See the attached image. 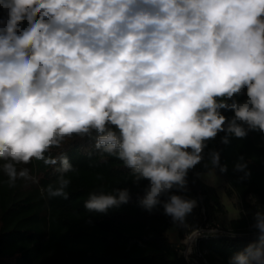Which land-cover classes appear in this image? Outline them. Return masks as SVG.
Wrapping results in <instances>:
<instances>
[{"label": "clouds", "instance_id": "clouds-1", "mask_svg": "<svg viewBox=\"0 0 264 264\" xmlns=\"http://www.w3.org/2000/svg\"><path fill=\"white\" fill-rule=\"evenodd\" d=\"M0 11V170L9 187L39 183L18 167L35 158L57 173L41 196L68 199L78 169L50 150L94 132L95 153L122 161L132 184L148 181L139 206L162 205L194 243L203 233L186 217L197 200L173 190L188 191L198 164L207 172L197 176L227 172L220 150L205 152L219 133L225 145L264 133V0H0ZM247 169L238 157L242 180ZM130 198L128 187L101 186L84 208L107 214ZM254 221L257 242L229 264H264V211Z\"/></svg>", "mask_w": 264, "mask_h": 264}, {"label": "trees", "instance_id": "trees-1", "mask_svg": "<svg viewBox=\"0 0 264 264\" xmlns=\"http://www.w3.org/2000/svg\"><path fill=\"white\" fill-rule=\"evenodd\" d=\"M0 15H3L0 11ZM241 100L244 97L240 98ZM232 116V112H224ZM219 133L209 141L208 149L220 150V163L227 172H215L227 185L226 195L235 200L238 217L224 229L229 234L202 239L198 244V264H229V258L258 240L252 227L255 213L264 211V133L249 131L243 138L230 137L229 144L220 142ZM92 137L75 138L62 148L50 150L52 156L65 151L78 173H69L71 184L68 199L47 198L40 194L56 180L54 166L33 158L27 165L39 183L22 184L16 180L13 187L8 177L0 173V264H187L175 244L167 238V231L176 227L179 239L190 230L173 225L163 214L162 205L152 213L139 206L147 180L139 186L128 179L130 170L115 157H101L93 150ZM92 153L89 155V153ZM248 162L251 175L241 179L243 172L234 171L238 157ZM201 164L189 170L187 192H175L197 200V207L186 217L187 224L200 227L213 222L212 217L222 214L224 208L215 189L205 185L196 173H206ZM100 174L103 180H97ZM104 186L128 187L131 198L107 214L87 212L84 200L90 191ZM256 198L252 204L249 197ZM166 197H161L163 201ZM234 234V235H233Z\"/></svg>", "mask_w": 264, "mask_h": 264}, {"label": "rangeland", "instance_id": "rangeland-1", "mask_svg": "<svg viewBox=\"0 0 264 264\" xmlns=\"http://www.w3.org/2000/svg\"><path fill=\"white\" fill-rule=\"evenodd\" d=\"M11 162V161H8ZM5 163V161H0V165ZM15 163V162H13ZM22 165H18V167H21ZM24 167V166H23ZM0 173L4 174L2 170H0ZM5 175V174H4ZM216 177V178H215ZM215 177L209 175L206 176H197V178L204 183L207 186H210L215 189L216 193L218 194L221 204L224 208V212L222 214H216L214 217H212V221L215 225L218 226L219 229L224 230L228 228V222L232 219H236L238 217V211L236 208L235 200L230 199L226 195L227 191V185L225 184L224 180L221 176H219L215 172ZM22 184H27L29 181H25L23 179H18ZM167 238L172 244H176L179 241L178 237V231L176 227H171L167 231Z\"/></svg>", "mask_w": 264, "mask_h": 264}, {"label": "built area", "instance_id": "built-area-1", "mask_svg": "<svg viewBox=\"0 0 264 264\" xmlns=\"http://www.w3.org/2000/svg\"><path fill=\"white\" fill-rule=\"evenodd\" d=\"M250 202L252 203L250 197ZM254 204V203H252ZM256 204V203H255ZM202 230V235L195 240L193 243L192 241L187 240V234L175 244V248L178 253L185 259L187 264H198L194 255H198L197 246L199 244V240L206 239L213 236H222L228 235L229 233L225 230H221L218 228L214 222L205 223L203 226L199 227ZM214 232V234H212Z\"/></svg>", "mask_w": 264, "mask_h": 264}, {"label": "water", "instance_id": "water-1", "mask_svg": "<svg viewBox=\"0 0 264 264\" xmlns=\"http://www.w3.org/2000/svg\"><path fill=\"white\" fill-rule=\"evenodd\" d=\"M200 241V240H199ZM197 249H198V246H197Z\"/></svg>", "mask_w": 264, "mask_h": 264}]
</instances>
